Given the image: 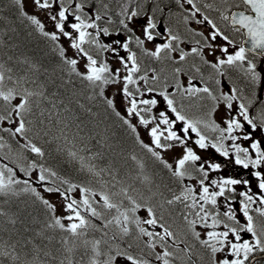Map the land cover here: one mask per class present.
Segmentation results:
<instances>
[{
	"label": "snow or ice",
	"instance_id": "6c2138e0",
	"mask_svg": "<svg viewBox=\"0 0 264 264\" xmlns=\"http://www.w3.org/2000/svg\"><path fill=\"white\" fill-rule=\"evenodd\" d=\"M260 260L264 0H0V264Z\"/></svg>",
	"mask_w": 264,
	"mask_h": 264
},
{
	"label": "trees",
	"instance_id": "16d2710c",
	"mask_svg": "<svg viewBox=\"0 0 264 264\" xmlns=\"http://www.w3.org/2000/svg\"><path fill=\"white\" fill-rule=\"evenodd\" d=\"M22 35H23V34H22ZM31 47H33V48H36V47L42 48L43 45H37V44H36V41H35V40H32V41H31ZM27 202L30 204V200H28ZM18 203H19V202H18Z\"/></svg>",
	"mask_w": 264,
	"mask_h": 264
},
{
	"label": "rangeland",
	"instance_id": "374dc122",
	"mask_svg": "<svg viewBox=\"0 0 264 264\" xmlns=\"http://www.w3.org/2000/svg\"><path fill=\"white\" fill-rule=\"evenodd\" d=\"M18 207L23 208L24 207V203L23 202H19L18 203Z\"/></svg>",
	"mask_w": 264,
	"mask_h": 264
},
{
	"label": "flooded vegetation",
	"instance_id": "af4514ba",
	"mask_svg": "<svg viewBox=\"0 0 264 264\" xmlns=\"http://www.w3.org/2000/svg\"><path fill=\"white\" fill-rule=\"evenodd\" d=\"M260 264H264V260H260Z\"/></svg>",
	"mask_w": 264,
	"mask_h": 264
}]
</instances>
